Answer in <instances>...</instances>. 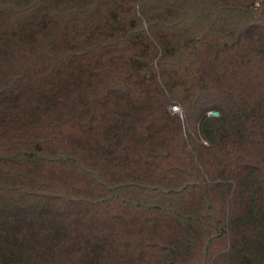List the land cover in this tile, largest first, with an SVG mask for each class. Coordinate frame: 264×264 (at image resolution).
<instances>
[{
  "label": "trees",
  "instance_id": "16d2710c",
  "mask_svg": "<svg viewBox=\"0 0 264 264\" xmlns=\"http://www.w3.org/2000/svg\"><path fill=\"white\" fill-rule=\"evenodd\" d=\"M258 163L264 0H0V264H264Z\"/></svg>",
  "mask_w": 264,
  "mask_h": 264
},
{
  "label": "rangeland",
  "instance_id": "374dc122",
  "mask_svg": "<svg viewBox=\"0 0 264 264\" xmlns=\"http://www.w3.org/2000/svg\"><path fill=\"white\" fill-rule=\"evenodd\" d=\"M171 110L174 111V112H180V108L177 106V105H171ZM207 115H210V116H216L217 115V111L216 110H212V111H208L207 112ZM259 165V168L257 169L259 172H261L262 174H260L258 176L259 180H260V185H261V190L264 189V164H260L258 163ZM243 172H241L242 174ZM259 185V186H260ZM193 257H197V256H193ZM150 263H147V262H144L145 264H151L152 261H148ZM154 264V263H152Z\"/></svg>",
  "mask_w": 264,
  "mask_h": 264
}]
</instances>
